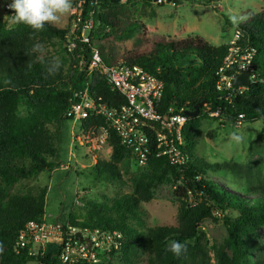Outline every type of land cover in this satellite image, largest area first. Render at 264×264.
Returning <instances> with one entry per match:
<instances>
[{
	"label": "trees",
	"instance_id": "16d2710c",
	"mask_svg": "<svg viewBox=\"0 0 264 264\" xmlns=\"http://www.w3.org/2000/svg\"><path fill=\"white\" fill-rule=\"evenodd\" d=\"M192 1L211 4L220 0ZM88 2V13L75 20L79 24L75 33L51 24L38 32L18 23L9 27L0 16V264H63L60 251L43 257L16 253L20 233L30 222L44 220L47 194L46 190L33 188L19 193L17 188L59 165V132L65 122H73L66 113L76 92L89 85L94 99L101 97L113 107L126 103L125 97L107 84L101 70L88 75L93 51L100 52L107 66L116 65L120 58L160 78L164 82L160 105L163 113L170 108L195 112L198 107L199 111L185 127L186 165L178 167L166 157L151 156L148 166L132 178V192L112 207L120 220L93 223V229L122 234L121 248L110 254L111 259L119 260V264H141L144 256H149L150 264H264L260 235L264 227V191L243 186V181L228 176L224 179L226 186L215 181L214 177L225 174L227 168L225 164L205 163L194 153L200 132L194 131L192 125L209 113H219L224 124H264V0L260 12L238 25L241 40L235 46L241 54L252 55L244 63L255 76L251 87L242 93L217 88L218 71L232 45L213 46L199 36L146 39L142 11L154 0ZM90 12H94V26L88 33L89 42L83 43L82 25L89 20ZM138 34L142 43L133 42ZM53 40L73 42L76 47L68 71L59 68L49 75L46 66L50 62L31 49L36 43ZM128 42H133V48L126 46ZM103 130L108 132L111 160L96 164L94 170L100 179L120 182L117 167L132 161L133 153L121 144L104 117L89 115L81 121L85 138L98 140ZM170 182L177 185L173 196L180 203L178 225L156 226L144 232L131 226L132 221H140L141 205L153 201L158 189ZM209 220L223 223L227 229L228 237L220 245L213 243L205 231L204 224ZM71 226L85 229L78 224ZM171 240L187 242V252L180 257L168 252Z\"/></svg>",
	"mask_w": 264,
	"mask_h": 264
},
{
	"label": "rangeland",
	"instance_id": "374dc122",
	"mask_svg": "<svg viewBox=\"0 0 264 264\" xmlns=\"http://www.w3.org/2000/svg\"><path fill=\"white\" fill-rule=\"evenodd\" d=\"M8 2L9 0H0V16L9 27H14L17 23L13 22L11 13L5 10ZM163 2L162 4L160 1H154L152 5L144 6L142 22L147 30L146 39L165 37L184 40L189 36H199L213 46L229 44L235 38L241 22L234 24L230 19L231 15L243 16L247 19L263 8V0H220L211 4L192 0ZM87 4H89L88 0H74V10L55 26L68 28L73 33L76 29L75 20L80 19L84 12L88 13ZM89 7H92V4ZM138 40L142 43L140 34L133 38V42L137 43ZM133 42H128L126 46L129 49L133 48ZM40 44L44 46V51L39 53V56L50 63L59 60L60 68L67 72L72 53L68 47L69 43L53 40ZM116 61V64L123 62L120 58ZM192 125L194 131L200 132L193 149L194 153L203 158L205 163L225 164L227 168L225 174L220 173L214 177L215 181L226 186L225 178L240 179L243 181V186L264 191L262 121L232 125L224 124L220 116L206 114L196 119ZM51 129L57 130L55 126H51ZM235 131L244 135L243 141L239 144L231 140V134ZM59 134L61 139L57 168L42 173L33 181L26 182L24 187L17 188L18 192L22 193L30 188L37 191L46 190L44 219L51 223H60L64 226L78 224L85 229H93V223L96 222L119 221L118 214L112 207L123 196L132 192V178L147 166H140L132 160L118 165L120 182L100 179L96 175L94 166L103 161H110L112 155L104 130L98 140H91L81 133L80 122L67 121ZM176 186L172 182L163 184L153 201L141 205L140 221H132L131 226L140 232L156 226L176 227L180 210V203L173 196ZM216 216L221 217V214ZM204 228L209 239L216 245L222 244L228 237L223 223L209 220L204 224ZM260 235L264 246V227L260 230ZM108 263L120 262L110 258L102 259L101 264ZM141 264H150L149 256H144Z\"/></svg>",
	"mask_w": 264,
	"mask_h": 264
},
{
	"label": "built area",
	"instance_id": "2783aa9c",
	"mask_svg": "<svg viewBox=\"0 0 264 264\" xmlns=\"http://www.w3.org/2000/svg\"><path fill=\"white\" fill-rule=\"evenodd\" d=\"M11 2L12 0H9L5 10L14 15L8 7ZM93 17L94 12H90L89 20L82 25L80 39L83 43L90 40L88 33L94 26ZM75 26L77 29L79 24L76 23ZM240 40L241 34L237 32L229 43L232 45L229 54L218 71L217 88L221 92L242 93L248 89L234 85L236 77L247 71L244 61L252 56L240 53V49L235 46ZM68 47L73 52L76 45L72 42ZM98 70L105 76L107 84L125 97L126 103L124 105L118 103L113 107L101 97L94 99L87 85L83 91L74 94L66 116L72 119L73 123H81L89 115L104 117L108 127L116 132L121 144L133 153V160L140 166H148L151 156L166 157L172 165L185 166L188 161L184 151L185 127L189 117L185 111H176L174 108L162 112L160 105L164 96V82L139 65L121 62L107 66L100 52L93 51L88 75ZM254 78L250 72L251 82ZM209 115L220 116L219 113ZM240 118H243V115ZM104 133L107 137V130H104ZM78 233L81 234L83 241L78 238ZM121 240L122 234L116 231L74 228L71 225L64 226L44 219L42 222H30L26 226L17 238L15 251L17 254L27 252L31 257H43L60 251V260L63 264L79 262L101 264L102 259H111L110 254L120 250Z\"/></svg>",
	"mask_w": 264,
	"mask_h": 264
},
{
	"label": "clouds",
	"instance_id": "9594fccd",
	"mask_svg": "<svg viewBox=\"0 0 264 264\" xmlns=\"http://www.w3.org/2000/svg\"><path fill=\"white\" fill-rule=\"evenodd\" d=\"M8 7L14 12V15H12L14 23L26 25L38 32L43 30L46 24H59L63 17L74 10V0H12ZM230 19L234 24H238L246 18L231 15ZM43 51L44 46L40 43L34 44L31 49L32 53H42ZM59 68V60H53L46 66V72L49 75H53ZM243 139L244 135L239 131L231 134V140L237 144L241 143ZM187 247V242L182 243L177 240H171L166 250L176 257H180L187 252ZM0 251H2V247H0Z\"/></svg>",
	"mask_w": 264,
	"mask_h": 264
},
{
	"label": "water",
	"instance_id": "95a60500",
	"mask_svg": "<svg viewBox=\"0 0 264 264\" xmlns=\"http://www.w3.org/2000/svg\"><path fill=\"white\" fill-rule=\"evenodd\" d=\"M120 0H113V3L115 2H118ZM155 2H158V1H171V0H154ZM234 85L239 87V86H244V87H247V88H250L251 85H252V82H251V79H250V72L249 71H246L242 74H240L239 76L236 77L235 81H234ZM199 114V111H198V107H197V111L195 112H186V115L191 118V117H195ZM78 238L83 241L84 239H82V236L80 233H78Z\"/></svg>",
	"mask_w": 264,
	"mask_h": 264
}]
</instances>
